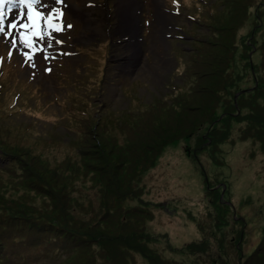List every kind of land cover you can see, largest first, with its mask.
Wrapping results in <instances>:
<instances>
[{
    "label": "rangeland",
    "instance_id": "rangeland-1",
    "mask_svg": "<svg viewBox=\"0 0 264 264\" xmlns=\"http://www.w3.org/2000/svg\"><path fill=\"white\" fill-rule=\"evenodd\" d=\"M89 1L84 11L91 19L79 7V11L71 10V0H62L64 4L26 0L15 6L5 0L0 5V26L5 29L0 33V50L25 40L24 36L31 38L24 47L15 46L17 64L0 62V73L7 77L2 80L4 92L9 91L19 107L7 113L0 106V130L17 132L28 126L44 139L23 145L11 137L14 133L0 135V154L6 152L0 161L9 168L0 172V234L14 231L32 235L42 224L36 214L47 213L51 218L59 217L69 231L65 237L71 241L68 249L79 246L71 255L65 254L71 256L65 264H77L79 258L78 263L89 262V254L96 253L97 260L96 244L101 243L90 230L95 228L111 233L122 230L121 236H134L132 242L142 237L141 230L144 234L148 230L151 242L147 249L157 250L159 258L149 262L142 249L140 254L125 251L126 256H116L120 264H264V252L252 254L260 240L264 244V131L260 125L264 121V0H222L221 5L219 0L218 4L211 0H162L161 11L155 9L161 0ZM113 9L119 22L103 24L105 14L99 12L113 13ZM33 17L37 18L36 31ZM127 17L131 19L129 26L124 24ZM147 19L150 26L144 28ZM174 20L171 32L168 26ZM203 21L211 31L201 27ZM13 22L14 27H9ZM202 32L205 49L201 57L198 59L195 50L183 51L184 60L177 66V46L190 48L186 38L195 39ZM110 33L115 40L128 38L106 63L107 72L105 55L117 43L111 46ZM49 40L51 47L47 46ZM232 44L236 46L234 59ZM59 47L64 66L56 77V71L49 75L50 61L58 56ZM224 47L229 48L227 54ZM24 48L27 51L23 54L31 50L48 57L20 67ZM224 66H229L221 84L226 90L211 101L213 97L204 91L221 86L214 77L223 73ZM56 67L59 70L60 65ZM100 89L103 93L97 96ZM246 92L250 94L243 98ZM165 93L170 94L169 99L161 98ZM175 97L169 108L142 118L131 132L118 133L117 139H108L102 131L107 119L121 125L131 113L135 124L138 110L146 108L153 98L165 103ZM232 98L237 112L230 105ZM94 104L101 109L100 116ZM238 105L243 108L240 112ZM201 112L206 117L212 112L220 114L212 122L213 131L209 130L212 123H202L197 116ZM69 115L84 125L80 135L97 129L100 136L90 133L78 146L75 136V146L63 148L67 142L60 136L66 133L65 125H70ZM155 133L172 135L177 142L162 149L166 150L153 168L142 161L136 165L142 157L152 156L153 150H148L155 143ZM223 139L217 148L216 143ZM140 142V159H135L132 151ZM52 149L57 152L44 158L43 152L49 156ZM67 159L76 163H59ZM136 173V187L129 191V179ZM136 196L141 198L133 200ZM124 202L130 205L120 210ZM200 202L205 207L202 216L196 209ZM146 210L150 211L147 215ZM128 217L141 219L134 225L131 222L134 227H122ZM114 220L120 226L114 225ZM189 226L198 234L192 236L193 231L183 236ZM64 258L49 256L35 264H59Z\"/></svg>",
    "mask_w": 264,
    "mask_h": 264
},
{
    "label": "trees",
    "instance_id": "trees-1",
    "mask_svg": "<svg viewBox=\"0 0 264 264\" xmlns=\"http://www.w3.org/2000/svg\"><path fill=\"white\" fill-rule=\"evenodd\" d=\"M235 48H236V46L234 44H232V49L230 48V51H232V59H234L233 54H234ZM223 50H224L223 53L227 54L226 52L229 51V48L224 47ZM227 68L229 69V66ZM227 68L224 66L223 73L220 74V76L218 78L214 77L215 80L217 79V84L221 85L222 83H224L226 75L228 74ZM224 72L226 74L225 76H224ZM233 77H234V74H233ZM215 88H216L215 91L214 90L212 91L213 88L208 90V91H206V90L204 91V92H208L206 94H208L210 98L213 97L211 99V101L215 100L214 96L217 97V93H222V91L226 90L224 87V84L219 86V87H215ZM249 94H250L249 92L248 93L246 92L245 94L242 95V97L245 98ZM238 99H241V97H238L237 100ZM232 102H233V98H232ZM216 103H217V101H216ZM230 105L235 110L234 102H233V104L230 103ZM257 105L261 106L259 104H257ZM169 107L170 106H166V107H163L161 109L163 110V109H166ZM256 108H259V107H256ZM256 108H255V110H256ZM261 109H262V107H261ZM241 110H243L242 106L238 105V112H240ZM235 111L237 112V110H235ZM201 113H197L198 114L197 116H199V119L202 121V123L207 121L210 124L214 121L216 115L217 116L220 115V114L212 112L209 115V117H206V114H204L203 112H201ZM252 116L254 117V116H256V114L253 113ZM108 121H109V119H107V122ZM129 121H130V119L126 118V120L124 122H127V123H123L121 125H118V124L113 125L111 122L110 125L113 128V134L115 132H117V134L119 133L121 136H123L127 132H131L134 129V127H136L137 122H139V121H135L134 122L135 124H133V122L131 123ZM260 125L262 126L261 131H264V121H261ZM209 130H211V131L214 130L213 123L211 124V126H209ZM152 137L155 138L154 139L155 143L153 142L154 143L153 147H151V149L148 150V152L150 150H153L152 156L142 157V159L139 160L137 162V164L135 163L136 165H139L140 164L139 162L142 161V162H144L145 165H150L153 168L158 162V157H160L162 155V152H164L166 150V149H164V151H163L162 149L164 147L167 148L170 145V143L172 144V142L173 143L177 142V141H175L176 137H174L172 135L171 136H167V135L161 136V135L155 133V135ZM223 142H224V139L222 141H218L216 143L217 148H218V145H220V144L222 145ZM141 145H142V142H140L138 147L135 148L134 151H132V153L134 155L133 158L140 159L139 154H141ZM65 147H71V146L66 144ZM142 150L146 154H148L146 150H144V149H142ZM219 150H220V148H219ZM127 151L130 153V150H127ZM235 153L231 154V156L234 157ZM3 154H6V152L2 153L0 155H3ZM143 154H142V156H143ZM36 158L39 159L38 157H36ZM1 163H3V162H1ZM59 163L61 165H64V166H70L69 164L76 163V160L75 159H72V160L67 159V160L63 161L62 163L61 162H59ZM8 169H9L8 167H6V168L0 167V172L5 173ZM136 179H137V173L134 176L130 177L129 182L131 183V185H130V188H128L129 191L132 190L134 187H136V186L133 187ZM124 186H126V185L123 184V187ZM136 198H141V197L136 196V197H133L132 199L134 200ZM128 205H130V204H127L124 202V204L120 206V210L121 209L127 210V208L129 207ZM196 207H197L196 209H198L197 215L202 216L204 214V211H205L204 205L202 203L201 204L197 203ZM134 212L138 213L137 211H134ZM149 212H150L149 210H146L145 214L147 215ZM30 213L33 214V213H35V211H31ZM138 214L142 215L140 213H138ZM36 215L38 216L36 218V220L41 221L42 224H39L37 226V228L39 230H34V234L29 235V234H25L24 232L18 233V232H14V231L0 234V264H35V263H39V261L42 258H47L49 256H55L57 258L62 259V257L63 258L65 257V254L71 255L75 251V249L77 247H79L76 245V246H74L75 249H73V250H71V248H70V250L68 249L67 244H71V241H69L68 238H65V237L67 235V232H69V231L67 229H65V227L61 224L59 217L51 218L47 213H45V214L38 213ZM122 218L124 219V216ZM140 219L141 218L136 219V218L128 217V218H126L127 222H122L121 226L122 227L133 226L135 224V222H138ZM131 222L133 225H130ZM114 225L120 226L119 222H116L115 220H114ZM3 226H6V225H2V227ZM90 230H91L92 234H95L97 236V238L99 239V241L101 243L100 245L96 244L98 246V253H99L97 260L100 261L101 264H120V262L116 260V256H119L120 258L123 256H126L125 251H128L129 253H133V254L134 253L140 254V249H142V251H141L142 255L145 258L147 257L149 262L154 257L159 258V254L155 253L157 250L155 251L154 248H153V250L147 249L148 244L151 242L149 240L150 237L148 238V235H149L148 230H147L146 234H144V232L141 230V233H143L142 237H140V236L136 237V239L134 241V242H137L136 244L134 242H132L133 239H130V238H134V236L130 237V235L127 233H126V235L121 236L120 231H122V230H116L115 232H112V233L111 232H100L99 228L90 229ZM57 231L60 233L53 234ZM117 231H118V233L116 234ZM90 238L92 239V236ZM90 238L88 237L85 239L87 241V240H90ZM141 240H143V243H140ZM64 241H65L66 246H63L62 242H64ZM140 244H143V245L141 246ZM103 245L105 247H107L108 250H105L106 248ZM139 247H141V248H139ZM263 252H264V244H263V242L261 244V240H260L258 242L257 246L255 247V250L252 254L255 253V255H258V254L263 253ZM120 253H121V255H120ZM86 254H89V253L86 252ZM96 254H93L94 256L89 254V257H88L89 262H84L82 264H97L96 263V261H97L96 256L97 255ZM151 254H152V256L150 257ZM252 254H250V255H252ZM70 257L71 256H69V257L66 256L63 260L60 261L59 264H65L69 260ZM79 259H77L78 262H79ZM78 262H77V264H81Z\"/></svg>",
    "mask_w": 264,
    "mask_h": 264
},
{
    "label": "snow or ice",
    "instance_id": "snow-or-ice-1",
    "mask_svg": "<svg viewBox=\"0 0 264 264\" xmlns=\"http://www.w3.org/2000/svg\"><path fill=\"white\" fill-rule=\"evenodd\" d=\"M8 3L10 4H13L14 6L15 5H18V4H24L26 3V0H7ZM57 3H61L62 0H56ZM175 2V0H174ZM5 3V0H0V5H3ZM32 3H35V4H39L40 3V0H32ZM49 15H51V13H49ZM36 17H33L32 18V26L35 27L36 26ZM3 24V14L2 12H0V25ZM9 27H14V22L13 24H9ZM67 27H71V25H68ZM5 29L0 26V33H4ZM56 43H62L61 41H56ZM48 47H51L52 46V41L49 40L48 41V44H47ZM47 58V57H46Z\"/></svg>",
    "mask_w": 264,
    "mask_h": 264
},
{
    "label": "bare ground",
    "instance_id": "bare-ground-1",
    "mask_svg": "<svg viewBox=\"0 0 264 264\" xmlns=\"http://www.w3.org/2000/svg\"><path fill=\"white\" fill-rule=\"evenodd\" d=\"M118 1H119V0H118ZM129 3H130V2H129ZM120 5H122V4H120ZM130 24H131V23H130ZM130 24H129V25H130ZM122 25H123V24H122ZM130 29H131V28H130ZM177 150H178V149H177ZM182 161H183V160H181V162H182ZM179 162H180V161H179ZM181 162H180V163H181ZM180 163H179V164H180ZM184 163H186V162H185V159H184ZM187 163H188V162H187ZM180 165H181V164H180ZM182 165H183V163H182ZM182 165H181V167H182ZM184 167H186V166H184ZM192 180H194V179H192ZM188 184H189V183H188ZM192 184H194L193 181H192ZM240 184H241V185L244 184V181H242ZM188 187H189V186H188ZM188 187H187V189H188ZM255 189H256V188H255ZM185 192H186L187 194H188V193L190 194L189 190H187V191L185 190ZM237 192H238V191H237ZM241 192H242V191H241ZM243 192H244V191H243ZM190 195H191V194H190ZM190 195H189V196H190ZM189 196H188V197H189ZM189 199H190V198H189ZM189 199H188V200H189ZM192 202H193V200H192ZM196 202H197V201H196ZM196 202H194V203H196ZM196 205H197V204H196ZM193 207H194V206H193ZM196 208H197V207H196ZM191 228H194V227L189 226L190 231H188L189 229L187 228V230H186V235L184 234V233H185V228H184V231H183L184 233L182 232L183 236H188V233H187V232H193V231H194V232L192 233V236H194V234H196V233L198 234V232H196V230L191 229ZM181 231H182V229H181ZM179 232H180V231H179ZM189 235H190V234H189ZM197 236H198V235H197ZM195 237H196V236H195ZM177 238H178V237H177ZM180 239H181V238H180ZM184 239H185V238H184ZM176 240H177V239H176ZM182 240H183V239H182Z\"/></svg>",
    "mask_w": 264,
    "mask_h": 264
}]
</instances>
